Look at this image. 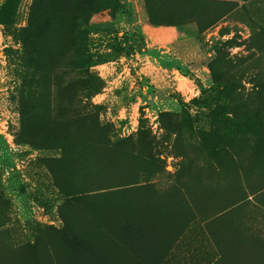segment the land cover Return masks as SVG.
Returning <instances> with one entry per match:
<instances>
[{
  "label": "trees",
  "instance_id": "obj_1",
  "mask_svg": "<svg viewBox=\"0 0 264 264\" xmlns=\"http://www.w3.org/2000/svg\"><path fill=\"white\" fill-rule=\"evenodd\" d=\"M249 1L144 0V5L151 24L192 21L203 30L237 2L244 7ZM100 10L99 0H32L26 25L14 31L21 48L15 137L58 151L43 165L63 200L61 226H45L31 245L2 242L0 264H164L199 227L216 256L196 264H264L259 233L264 207L256 205L264 204V47L248 59L237 58L255 70L254 95L232 102L227 111L242 109L256 121L255 129L225 137L218 155L210 152L213 159L203 164L182 152L185 164L170 174L148 129L113 138L90 101L101 80L91 70L95 58L87 28ZM260 31L264 35V27ZM249 41L255 47L253 37ZM207 66L218 90L230 87L219 84L212 63ZM166 114L158 113L160 123ZM260 125L263 132L255 131ZM164 126L175 133L173 143L181 139V124Z\"/></svg>",
  "mask_w": 264,
  "mask_h": 264
},
{
  "label": "rangeland",
  "instance_id": "obj_2",
  "mask_svg": "<svg viewBox=\"0 0 264 264\" xmlns=\"http://www.w3.org/2000/svg\"><path fill=\"white\" fill-rule=\"evenodd\" d=\"M31 1L0 0V246L2 242L10 247L31 245L45 226H61L63 196L43 165V159L58 151L18 143L15 137L21 48L14 31L26 25ZM99 1L101 10L90 17L87 28L95 58L91 70L101 80L90 101L101 122L111 127L113 138L135 137L140 128L148 129L154 135V148L164 158L165 171L174 174L184 162L182 152L203 164L210 152L218 155L227 143L225 137L255 129L256 121L242 109L236 114L227 111L232 102L250 101L254 95L255 70L237 58L248 59L264 47L260 31L264 0H250L244 3L246 8L239 2L234 11L203 30L192 21L149 23L144 0ZM208 63L220 74L219 84L230 87L217 89ZM161 111L168 113L164 124L158 121ZM170 122L182 125L181 139L175 143V133L164 126ZM262 128L255 131L263 132ZM257 217L262 222V214ZM259 233L264 235V225ZM215 256L199 227L183 237L169 260L209 263Z\"/></svg>",
  "mask_w": 264,
  "mask_h": 264
},
{
  "label": "crops",
  "instance_id": "obj_3",
  "mask_svg": "<svg viewBox=\"0 0 264 264\" xmlns=\"http://www.w3.org/2000/svg\"><path fill=\"white\" fill-rule=\"evenodd\" d=\"M237 3H239V2H237ZM239 5H237L235 8H237ZM232 11H234V10H231V12ZM230 12V13H231ZM169 258H171V256L170 257H168V259L164 262V264H171V262H170V260H169ZM175 264H178V263H175ZM179 264H196V263H179Z\"/></svg>",
  "mask_w": 264,
  "mask_h": 264
}]
</instances>
